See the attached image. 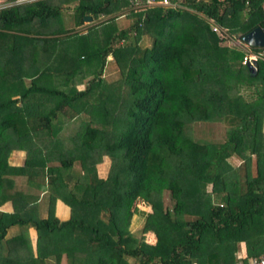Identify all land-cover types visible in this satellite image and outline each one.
Returning a JSON list of instances; mask_svg holds the SVG:
<instances>
[{
  "label": "trees",
  "instance_id": "16d2710c",
  "mask_svg": "<svg viewBox=\"0 0 264 264\" xmlns=\"http://www.w3.org/2000/svg\"><path fill=\"white\" fill-rule=\"evenodd\" d=\"M172 2L133 12L127 0H2L0 264H248L262 254L264 48H250L258 58L249 71L242 51L210 30L240 40L264 30L260 0ZM61 10L77 29L85 17L96 21L84 34L60 32L52 20ZM59 37L68 42V72L54 53ZM18 43L28 50L14 62ZM107 57L115 82L102 76ZM242 86L255 89L248 99ZM107 104L121 112L109 115ZM206 123H223V140H194L191 127ZM12 151L24 152L21 166L9 165ZM74 162L80 174L68 187ZM42 193L45 218L35 207ZM56 201L68 209L65 220ZM135 214L153 243L129 231ZM240 241L243 260L234 253Z\"/></svg>",
  "mask_w": 264,
  "mask_h": 264
},
{
  "label": "rangeland",
  "instance_id": "374dc122",
  "mask_svg": "<svg viewBox=\"0 0 264 264\" xmlns=\"http://www.w3.org/2000/svg\"><path fill=\"white\" fill-rule=\"evenodd\" d=\"M5 5H8V4H5ZM69 12L67 10H61L60 13L58 14V17L55 18L54 20H52V22H55V24H54L56 26L55 28H59L60 27V32L63 29L64 30L72 29L71 25L73 24V18L68 16ZM95 21L96 20L92 21V25L95 23ZM115 22H116V26L117 27H118V24L121 23V22H122L121 25H120L121 27L122 26H126V22H123L122 19L116 20ZM54 25H52V26H54ZM46 29H47V31L51 32L52 28L49 26V27H46ZM75 31L79 32L78 29H76ZM217 33L214 34V36L217 39H219L220 38V36H219L220 33H218V34ZM78 34H80V32ZM97 36H99L98 39H101V37H100L101 33L97 34ZM224 36H226L225 37L226 38L225 39V43L230 48L235 49V50H241L244 55H247V54L251 53V49L249 47L246 48V47H243V46L241 47L239 45V43H238V41H239L238 40L239 39L238 35H233V36L224 35ZM150 43H151V39H149L148 37H145L143 39V41H142V46H150ZM65 45H68V42H67V40H64V37H59L57 42H53V47H54V51H55L54 53H58V52L60 53L59 54V58L61 60L60 61L61 68L63 69L62 72H65V71L68 72L69 69H70V67H69L70 64H67L68 63L67 60L70 59V56H69L70 54H65V52H64L65 49H66ZM70 45L73 46V43H71ZM71 46H70V48H71ZM27 50H28V48H26L23 44L18 43V48L16 49V53L13 56L15 59L13 57H11V59H13L14 62L20 60V58H23L26 55V51ZM70 50H72V49H70ZM75 51L76 50L73 49V54L75 53ZM106 61H107L106 65H105V68H104L103 73H102L103 79L106 82H115V81H117V75H118L117 72L118 71H117L114 63L111 61V58L107 57ZM37 64H38V62H37ZM53 71H54V69H53ZM62 74L63 73H61L60 76ZM77 76H78V74L75 75L74 77H77ZM27 82H28V80H27ZM25 85H26V83H25ZM82 87H83L82 84L81 85H77V89L81 90ZM254 90L255 89H252V87L248 88V87L242 86L240 91H239V94L243 98H247L248 99L247 95L249 94L250 91L252 93H254ZM259 90L260 89L258 87V91ZM116 95L118 96L117 104H119V98H120L119 91H116ZM114 107H115V105L111 106L110 104H107V109L109 110L107 112L109 113V115L113 114L115 116L116 113H120L121 112L120 108L117 109V107L116 108H114ZM224 128H225V125L223 123H219V124H212V123L211 124H207V123L206 124H195V125H193L191 127V134H192L194 140H203V141L204 140H206V141L210 140L212 142H220L221 140H223V137H224L223 136ZM227 162L230 164V166L232 168H238V167L241 166V161L236 156H231L230 158L227 159ZM15 163H16V161H15ZM21 164H22V162L20 163V165ZM108 168H109V160H107L106 157H103L102 160L100 161V163L96 165V172L98 173L99 176L103 177V176H105ZM79 174H80L79 163L78 162H74L73 165H72V168H71V174L68 177L64 178V182L67 183L68 187L72 186L75 178ZM39 197H38V200H39ZM44 202H45V199L39 204L37 202V204L35 206L37 214H38L39 207L41 205H43ZM166 204H167V202H166ZM134 206H135V203H134ZM137 206L140 208V210H145L146 213H150V208L148 206H146L144 204H141V203H138ZM46 209H47V202H46ZM65 212H67V211H65ZM65 218H66V216H65ZM24 229L25 228H22V230H24ZM27 229H30V228H27ZM128 229H129L131 234L136 239H138L140 241H143V243L144 242H146V243H150V242L153 243L154 242V235H153L152 231H149V229H147V227L145 226L144 217H143L142 214H140V215L139 214L132 215V217L130 219V223H129ZM16 231L17 230H15V229L10 230L8 236H10L11 234H15ZM147 233H151V235L148 236ZM28 235H29V233H28ZM152 239H153V241H151ZM30 242H31V240H30ZM32 243L33 242H31V244ZM32 246H33V244H32ZM2 253H3V251L0 252V254H2ZM61 264H66L64 258H62Z\"/></svg>",
  "mask_w": 264,
  "mask_h": 264
},
{
  "label": "crops",
  "instance_id": "0c3cea01",
  "mask_svg": "<svg viewBox=\"0 0 264 264\" xmlns=\"http://www.w3.org/2000/svg\"><path fill=\"white\" fill-rule=\"evenodd\" d=\"M72 7H73V5L70 7V10H71ZM68 16L71 17V13H69ZM91 24H92L91 20L90 21H84L83 20L82 25L80 27H78V31L80 32V34L85 33V31L87 30L88 27L91 26ZM71 28L73 30L77 29L75 27L74 23L71 25ZM24 156H25V154H24L23 151H12V153L10 154V156L8 158L9 165H11V166H21L22 164L20 165V163L21 162L23 163ZM15 161H16V163H15ZM44 199H45L44 204L41 205L39 207V210H38V215H39L40 218H45L46 217V195L44 193H42L40 195V197H39V200H37V202L39 204ZM4 209L8 210V207L5 205ZM54 209H55L54 210V214H55L56 217L59 218V220H65L67 218L68 210L61 202L56 201L55 204H54ZM65 211H67V212H65ZM65 216H66V218H65ZM28 233H29V238H30L31 242H33L32 244H34V239H35L34 231L30 228V229H28ZM251 240H253V238H251ZM151 241H153V239ZM235 247H236V249L234 250L235 251L234 253H235L236 258L238 260L245 259L246 258V253H247L245 242L244 241H240V242L235 244ZM260 251H262L261 253L263 254L264 253V247L262 248V250L260 249ZM247 259H249V258H247Z\"/></svg>",
  "mask_w": 264,
  "mask_h": 264
},
{
  "label": "built area",
  "instance_id": "2783aa9c",
  "mask_svg": "<svg viewBox=\"0 0 264 264\" xmlns=\"http://www.w3.org/2000/svg\"><path fill=\"white\" fill-rule=\"evenodd\" d=\"M22 1H25V0H22ZM127 2L129 5L128 6L129 9L132 10L133 12L143 11L145 9H150V8H154L158 6L163 7V8H174L175 7V3L172 2V0H127ZM245 4L247 5V2ZM7 6L8 5H5V4L3 5L2 0H0V8L7 7ZM260 7L262 10V16L264 17V0H260ZM210 30L214 34H216L217 32L220 33L219 39L224 38L225 37L224 35H226L224 31H221L218 27H216L212 23H210ZM238 40H239L238 43L241 47L243 46V47L248 48V46H246L240 39ZM257 58L258 56L251 52L247 55H244L241 64L246 66L250 64L252 60L256 62ZM248 264H264V253L257 257L250 258Z\"/></svg>",
  "mask_w": 264,
  "mask_h": 264
},
{
  "label": "water",
  "instance_id": "95a60500",
  "mask_svg": "<svg viewBox=\"0 0 264 264\" xmlns=\"http://www.w3.org/2000/svg\"><path fill=\"white\" fill-rule=\"evenodd\" d=\"M84 21H90L89 17H85ZM241 41L248 46L249 48H257L263 49L264 48V32L259 28L255 27L249 32L245 33L241 37ZM255 61L252 60L250 64L246 65L249 71H254Z\"/></svg>",
  "mask_w": 264,
  "mask_h": 264
},
{
  "label": "bare ground",
  "instance_id": "6f19581e",
  "mask_svg": "<svg viewBox=\"0 0 264 264\" xmlns=\"http://www.w3.org/2000/svg\"><path fill=\"white\" fill-rule=\"evenodd\" d=\"M263 30V29H262ZM264 31V30H263Z\"/></svg>",
  "mask_w": 264,
  "mask_h": 264
}]
</instances>
